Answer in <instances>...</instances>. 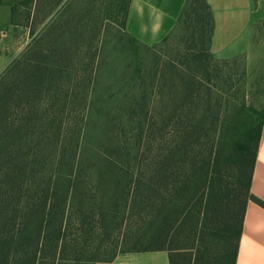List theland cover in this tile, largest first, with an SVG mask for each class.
<instances>
[{"label": "trees", "instance_id": "obj_1", "mask_svg": "<svg viewBox=\"0 0 264 264\" xmlns=\"http://www.w3.org/2000/svg\"><path fill=\"white\" fill-rule=\"evenodd\" d=\"M130 1L123 9L124 31ZM61 2L50 0L45 19ZM56 18L45 29L47 50L35 60L13 61L0 75V264H90L93 256L76 253L80 247L86 252L83 243L94 227L108 228L122 248L129 247L127 254L166 252L168 264H235L246 203L264 208L250 193L264 110L235 107L231 125L202 147L199 134L214 135L230 108L183 116L211 119L203 129L175 112L169 153L158 143L154 157L131 175L123 171L130 170L127 161L118 158L81 169L86 112L74 107L85 97L73 90L83 80L73 76L80 47L72 33L86 25L65 21L64 39L55 36ZM179 23L202 44L206 37L211 55L207 1L186 0ZM219 93L208 102L219 104ZM223 100L224 107L231 104ZM157 123L167 120L158 117Z\"/></svg>", "mask_w": 264, "mask_h": 264}, {"label": "rangeland", "instance_id": "obj_2", "mask_svg": "<svg viewBox=\"0 0 264 264\" xmlns=\"http://www.w3.org/2000/svg\"><path fill=\"white\" fill-rule=\"evenodd\" d=\"M127 1L62 0L45 19L52 8L50 0H37L29 6L30 11L26 8L13 18L20 27L10 29L11 43L0 34V52L15 46L14 61L25 63L35 60L37 52L42 54L47 50L45 29L53 17H57L55 36L64 39L68 34L60 32L66 29L65 21L70 20L72 24L80 21L86 25L85 30L77 27L72 33L80 47L74 56L73 76L83 80L73 90L79 97H85L82 104L74 107H84L86 112L79 157L81 169L98 168L101 158H118L127 161L130 170L124 168L123 171L131 175L138 165L143 166L154 157L158 143H163L165 154L169 153L172 145L168 135L176 120L175 112L183 117L210 108L220 107L222 111L230 108L228 118L216 124L214 135L199 134L197 142L202 147L231 125L230 117L235 119V107L242 105L246 109L264 110V20L252 27L240 44L239 53L230 58H218L207 52L206 37L202 44L197 35L191 37V29L184 31L181 23L175 24L166 40L157 44L137 42L125 33L122 25ZM60 25L63 28L60 29ZM86 58L89 64L80 71L88 63ZM219 92L231 104L224 107L222 98L219 104L214 99L208 102L210 94ZM158 117L167 123L158 124ZM183 119L202 129L208 128L211 122V119L196 117L193 121ZM97 219L95 217L94 221ZM111 233L108 228L103 232L95 227L90 229L83 243L88 247L86 252L80 247L76 254L93 256L89 257L93 260L90 264H113L127 254L129 247L122 248ZM125 239L127 246H132V240Z\"/></svg>", "mask_w": 264, "mask_h": 264}, {"label": "crops", "instance_id": "obj_3", "mask_svg": "<svg viewBox=\"0 0 264 264\" xmlns=\"http://www.w3.org/2000/svg\"><path fill=\"white\" fill-rule=\"evenodd\" d=\"M213 17L210 52L230 58L240 52V44L252 27L264 20V0H206ZM35 0H0V34L10 39V29L20 27L12 18ZM186 0H131L125 32L143 45L162 41L174 28ZM29 36V35H28ZM15 46L0 52V73L16 58ZM250 193L264 203V127L258 143ZM113 264H168L166 252H135ZM235 264H264V208L248 201L238 241Z\"/></svg>", "mask_w": 264, "mask_h": 264}]
</instances>
